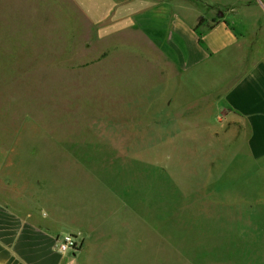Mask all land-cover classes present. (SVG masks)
Returning a JSON list of instances; mask_svg holds the SVG:
<instances>
[{"label":"rangeland","instance_id":"obj_1","mask_svg":"<svg viewBox=\"0 0 264 264\" xmlns=\"http://www.w3.org/2000/svg\"><path fill=\"white\" fill-rule=\"evenodd\" d=\"M121 1L0 0L2 194L18 197L40 182L55 240L77 225L107 226L111 205L117 212L123 202L112 190L125 196L137 205V246L108 252L106 264H264V160L248 155L242 126L175 101L197 74L150 68L145 39L106 30L104 10L113 16ZM246 4L256 17L233 18L235 29L260 20L244 44L261 56L264 0ZM134 8H122L121 30ZM165 98L173 105L151 117L152 102Z\"/></svg>","mask_w":264,"mask_h":264},{"label":"crops","instance_id":"obj_2","mask_svg":"<svg viewBox=\"0 0 264 264\" xmlns=\"http://www.w3.org/2000/svg\"><path fill=\"white\" fill-rule=\"evenodd\" d=\"M207 1L122 0L113 16L108 7L104 10L109 29L106 30L113 33L114 38L132 32L134 38L145 39L151 51L147 57L150 68L158 67L167 76L177 79L185 78L192 71L197 74L195 82L179 88L175 101L186 105L191 100L200 113L207 114L206 117L217 111L225 123L242 126L248 155L255 160H264V52L260 56L247 51L244 44L258 32L260 20L254 19L250 28L247 26L238 32L233 18L244 21L256 17L250 11V4H246V0H225L201 7ZM133 3L134 9H126L130 12L127 17H132L133 22L121 30V10ZM103 9L101 6L100 11ZM220 11L226 13L213 21L214 14ZM229 66L233 69L226 73L223 81L208 91L199 90L205 81L226 72ZM196 91L198 94L194 95ZM152 103L155 108L150 116L155 118L162 112L158 106L169 107L173 100L165 98ZM11 185L2 182L4 190ZM22 189L23 194L14 197L2 194L0 188V264H106L108 252L131 251L137 246V205L124 201L125 196H117L114 189L112 197L126 204L122 202L117 212L111 205V211L106 213L107 226L102 222H90V228L81 225L67 228L68 234L76 236L82 243L75 253L57 250L55 238L59 237L60 231L51 216L41 212L39 204L42 200L38 194L43 192V187L40 182L32 180L29 187ZM117 240L122 246L116 247Z\"/></svg>","mask_w":264,"mask_h":264},{"label":"built area","instance_id":"obj_3","mask_svg":"<svg viewBox=\"0 0 264 264\" xmlns=\"http://www.w3.org/2000/svg\"><path fill=\"white\" fill-rule=\"evenodd\" d=\"M55 244L58 252L60 253H75L81 248L82 245L78 238L72 234H67L61 239L57 238L55 240Z\"/></svg>","mask_w":264,"mask_h":264}]
</instances>
